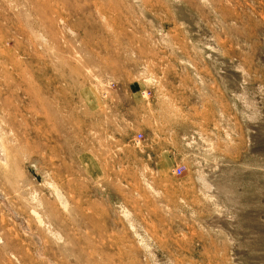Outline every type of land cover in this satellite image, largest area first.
Returning a JSON list of instances; mask_svg holds the SVG:
<instances>
[{"label": "rangeland", "instance_id": "374dc122", "mask_svg": "<svg viewBox=\"0 0 264 264\" xmlns=\"http://www.w3.org/2000/svg\"><path fill=\"white\" fill-rule=\"evenodd\" d=\"M0 147V264H264V0H0Z\"/></svg>", "mask_w": 264, "mask_h": 264}, {"label": "built area", "instance_id": "2783aa9c", "mask_svg": "<svg viewBox=\"0 0 264 264\" xmlns=\"http://www.w3.org/2000/svg\"><path fill=\"white\" fill-rule=\"evenodd\" d=\"M138 140H139V142L141 141V136H139Z\"/></svg>", "mask_w": 264, "mask_h": 264}, {"label": "bare ground", "instance_id": "6f19581e", "mask_svg": "<svg viewBox=\"0 0 264 264\" xmlns=\"http://www.w3.org/2000/svg\"><path fill=\"white\" fill-rule=\"evenodd\" d=\"M137 141H139L138 138H137ZM0 148H1V147H0ZM0 153H2V152H1V149H0ZM1 155H2V154H1Z\"/></svg>", "mask_w": 264, "mask_h": 264}, {"label": "crops", "instance_id": "0c3cea01", "mask_svg": "<svg viewBox=\"0 0 264 264\" xmlns=\"http://www.w3.org/2000/svg\"><path fill=\"white\" fill-rule=\"evenodd\" d=\"M138 138V137H137ZM137 138L135 139L136 141H137ZM137 142H139V141H137Z\"/></svg>", "mask_w": 264, "mask_h": 264}]
</instances>
